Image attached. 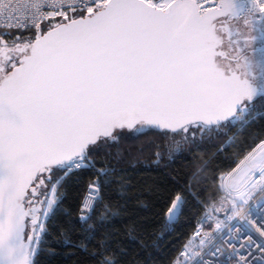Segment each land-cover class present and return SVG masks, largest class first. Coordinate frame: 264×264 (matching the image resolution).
Wrapping results in <instances>:
<instances>
[{
    "label": "snow or ice",
    "instance_id": "snow-or-ice-1",
    "mask_svg": "<svg viewBox=\"0 0 264 264\" xmlns=\"http://www.w3.org/2000/svg\"><path fill=\"white\" fill-rule=\"evenodd\" d=\"M240 21L256 33L252 58ZM258 119L264 0H0V264H39L61 228L68 181L88 171L96 179L76 219L80 239L65 229L58 243L119 264L107 235L97 240L116 215L101 195L115 170L98 164L148 136L175 145L147 140L140 151L154 149L156 164L183 144L243 154L219 177L218 200L191 186L169 198V232L189 196L201 210L170 264H264V130L250 131Z\"/></svg>",
    "mask_w": 264,
    "mask_h": 264
},
{
    "label": "trees",
    "instance_id": "trees-1",
    "mask_svg": "<svg viewBox=\"0 0 264 264\" xmlns=\"http://www.w3.org/2000/svg\"><path fill=\"white\" fill-rule=\"evenodd\" d=\"M259 130H264V119H258L250 129ZM149 139L175 147L171 140L143 137L123 144L120 158H107L98 164L106 163L115 170L111 183L101 189V195L116 215L108 216L105 223L98 226L97 240L107 235L119 264H170L194 231L201 210L196 200L189 196L184 215L169 232L165 229L169 198L191 186L192 192L202 201L218 200L223 195L219 177L231 172L243 155L235 156V149L218 152L219 142H206L199 148L183 144L180 155L169 160L165 154L156 164L154 149L140 151ZM95 179V173L88 171L68 181L63 212L58 217L61 228L48 237L45 251L38 258L39 264H96L90 255L76 247L58 243L64 239L59 233L65 229H71L67 236L73 243L80 239L76 219L89 184ZM94 247L95 241L89 245V251Z\"/></svg>",
    "mask_w": 264,
    "mask_h": 264
},
{
    "label": "flooded vegetation",
    "instance_id": "flooded-vegetation-1",
    "mask_svg": "<svg viewBox=\"0 0 264 264\" xmlns=\"http://www.w3.org/2000/svg\"><path fill=\"white\" fill-rule=\"evenodd\" d=\"M233 23L235 24L236 22H233ZM238 27H240V29H241V31L244 33V35H245L246 37L249 38V39H248L247 47L245 48V54L248 55L250 58H252V57H253V48L257 47V43H258V42H254V41L251 39V37H252V36H255L256 33H255V32H252V31L250 30V28L245 27V26L243 25V21H240V22H239ZM225 44L227 45V41L225 42ZM242 44H243V41H242ZM233 67H235L234 63H233Z\"/></svg>",
    "mask_w": 264,
    "mask_h": 264
},
{
    "label": "built area",
    "instance_id": "built-area-1",
    "mask_svg": "<svg viewBox=\"0 0 264 264\" xmlns=\"http://www.w3.org/2000/svg\"><path fill=\"white\" fill-rule=\"evenodd\" d=\"M87 194H88V192L86 193V195H87ZM219 215H220V218L223 219V216H224V215H222L221 213H220Z\"/></svg>",
    "mask_w": 264,
    "mask_h": 264
},
{
    "label": "rangeland",
    "instance_id": "rangeland-1",
    "mask_svg": "<svg viewBox=\"0 0 264 264\" xmlns=\"http://www.w3.org/2000/svg\"><path fill=\"white\" fill-rule=\"evenodd\" d=\"M222 215H224V213H221Z\"/></svg>",
    "mask_w": 264,
    "mask_h": 264
}]
</instances>
